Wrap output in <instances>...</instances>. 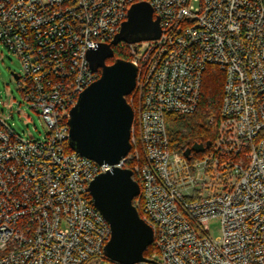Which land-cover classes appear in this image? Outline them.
I'll list each match as a JSON object with an SVG mask.
<instances>
[{"label": "built area", "instance_id": "built-area-1", "mask_svg": "<svg viewBox=\"0 0 264 264\" xmlns=\"http://www.w3.org/2000/svg\"><path fill=\"white\" fill-rule=\"evenodd\" d=\"M140 1L162 32L129 45L132 161L100 164L67 149L69 112L101 75L88 51L111 42ZM0 42L49 127L24 137L12 107L0 110V264H121L105 254L111 227L89 189L113 166L137 175L159 264H264V0H0ZM211 64L224 75L222 117L211 145L187 158L170 147L167 114L197 111Z\"/></svg>", "mask_w": 264, "mask_h": 264}, {"label": "water", "instance_id": "water-1", "mask_svg": "<svg viewBox=\"0 0 264 264\" xmlns=\"http://www.w3.org/2000/svg\"><path fill=\"white\" fill-rule=\"evenodd\" d=\"M162 29L159 16L147 1L133 3L119 32L108 43H100L88 51V60L100 77L81 92L78 102L70 109L69 144L78 153L103 164L115 165L125 158L132 147L131 128L135 110L128 101L136 87L137 66L128 59L116 58L114 46L125 41L138 43L159 38ZM18 78L17 73H13ZM212 143L194 142L184 151L191 158L192 152H203ZM133 170L120 166L98 174L89 184L94 205L111 227V237L106 243L105 254L112 261L131 264L150 260L145 250L154 242V230L134 204L141 192ZM156 262L155 260H151Z\"/></svg>", "mask_w": 264, "mask_h": 264}, {"label": "trees", "instance_id": "trees-1", "mask_svg": "<svg viewBox=\"0 0 264 264\" xmlns=\"http://www.w3.org/2000/svg\"><path fill=\"white\" fill-rule=\"evenodd\" d=\"M115 56L109 58L107 63H113L116 58L129 59V51L127 50V44L123 46H114ZM223 82L224 75L219 67L215 65H209L205 72L203 80L201 99L199 107L196 112L192 114H167V130L170 140V147L179 152L184 153L186 148L190 147L194 142H206L208 140H214L217 134L218 125L221 120V103L223 96ZM131 94L127 96L130 102ZM135 104V103H134ZM67 149L72 150L69 142ZM195 154V152H192ZM131 152L128 156L127 166H130ZM134 179L138 180L137 175H133ZM137 197L134 198V204ZM141 212L140 206L137 207ZM159 249L156 243L153 242L145 250L144 255L151 259L157 260L159 257Z\"/></svg>", "mask_w": 264, "mask_h": 264}, {"label": "rangeland", "instance_id": "rangeland-1", "mask_svg": "<svg viewBox=\"0 0 264 264\" xmlns=\"http://www.w3.org/2000/svg\"><path fill=\"white\" fill-rule=\"evenodd\" d=\"M149 40H143L139 45L145 47ZM131 43H123L119 46ZM21 61L17 54L9 50L0 42V110L10 112L12 107V118L10 123H14L16 131L24 137L42 139L49 127L38 111L31 107L25 96L19 89V85L13 73L21 72ZM137 104V96L134 99ZM210 233L212 237L221 235V223L219 219L210 222Z\"/></svg>", "mask_w": 264, "mask_h": 264}, {"label": "flooded vegetation", "instance_id": "flooded-vegetation-1", "mask_svg": "<svg viewBox=\"0 0 264 264\" xmlns=\"http://www.w3.org/2000/svg\"><path fill=\"white\" fill-rule=\"evenodd\" d=\"M123 43H126V42H125V41L120 42V44H123ZM120 44H119V45H120Z\"/></svg>", "mask_w": 264, "mask_h": 264}]
</instances>
